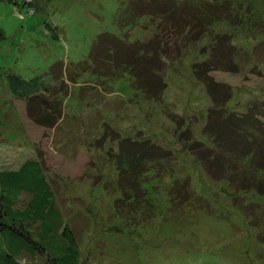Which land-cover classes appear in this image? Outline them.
Instances as JSON below:
<instances>
[{"label": "rangeland", "instance_id": "obj_1", "mask_svg": "<svg viewBox=\"0 0 264 264\" xmlns=\"http://www.w3.org/2000/svg\"><path fill=\"white\" fill-rule=\"evenodd\" d=\"M126 1L30 0L25 13L0 0V170L33 157L38 145L56 206L77 240V264H264V194L236 191L226 180L214 179L187 149L192 138L207 144L209 137L202 125L210 97L191 65L218 46L212 41L216 34H225L236 48L234 69L208 71L230 87L225 107L263 117L264 0H239L240 6L224 0L231 13L213 18L200 36L195 28L191 38L198 37L166 61L159 99L139 95L126 73L102 77L86 71L76 83L60 74L56 84L64 83L69 93L57 125L44 128L26 118L22 99L7 92L6 72L28 79L44 75L57 60L73 68L97 32L127 41L149 38L157 17L117 23ZM126 137L146 141L157 154L141 181L143 204L152 203L144 221V207L123 220L113 206L120 193L114 152ZM24 198L21 193L16 203ZM19 259L45 263L37 253L22 252Z\"/></svg>", "mask_w": 264, "mask_h": 264}, {"label": "trees", "instance_id": "obj_2", "mask_svg": "<svg viewBox=\"0 0 264 264\" xmlns=\"http://www.w3.org/2000/svg\"><path fill=\"white\" fill-rule=\"evenodd\" d=\"M5 1L18 10L24 9L25 13L31 8L30 0H26L28 5L24 0ZM173 1L127 0L117 23L132 24L141 15L157 17L149 38L127 41L108 31L97 32L85 57L74 62L73 68L57 60L47 65L44 75L28 79L19 73L6 72L7 92L22 99L26 118L44 128L57 125L62 116L63 98L69 93L64 83L56 84L62 81L58 78L60 74L76 83L79 74L86 71L102 77L126 73L139 95L145 99L161 98L166 61L177 58L180 45L183 47L185 42L204 33V28L215 21L213 18L231 13L224 0H178L177 7ZM235 1L240 4L239 0ZM181 28L183 31L179 30ZM195 28H198V36L191 38L190 33ZM226 39L225 34H216L212 41L218 46H211L206 59L191 65L194 78L203 83L211 104L202 125V132L209 136L207 144L192 138L187 149L214 179L226 180L236 191L253 190L264 194V114L259 118L247 110L238 112L225 107L231 94L229 85L215 81L208 74L214 68L234 69L237 65L233 59L236 48ZM170 55L173 57L169 58ZM35 148L34 157L26 158L16 168L0 170V264H24L19 259L22 252L43 255L44 264H77V240L66 216L56 206L41 152L38 145L35 144ZM114 153L120 191L113 199L115 212L125 220L142 212L144 207L148 211V215L141 218L144 221L143 217L151 214L152 203L147 200L148 203L143 204L147 197L141 181L150 168V160L155 161L157 154L147 147L146 141L131 137L123 138ZM21 193L26 198L17 204ZM30 224L34 227H29Z\"/></svg>", "mask_w": 264, "mask_h": 264}, {"label": "crops", "instance_id": "obj_3", "mask_svg": "<svg viewBox=\"0 0 264 264\" xmlns=\"http://www.w3.org/2000/svg\"><path fill=\"white\" fill-rule=\"evenodd\" d=\"M30 157H32V156H30ZM33 157H34V156H33ZM26 158H29V157H25L23 160H25ZM23 160H21V162H22ZM21 162H20V163H21ZM20 163H19V164H20ZM19 164H18V165H19ZM18 165H17V166H18ZM15 168H16V167H15ZM5 169H7V168H5Z\"/></svg>", "mask_w": 264, "mask_h": 264}]
</instances>
